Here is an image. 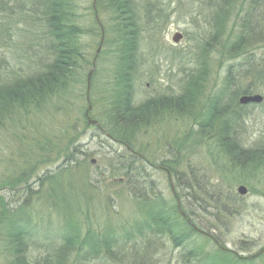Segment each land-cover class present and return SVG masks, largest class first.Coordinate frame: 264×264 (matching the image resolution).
Masks as SVG:
<instances>
[{"label": "rangeland", "instance_id": "374dc122", "mask_svg": "<svg viewBox=\"0 0 264 264\" xmlns=\"http://www.w3.org/2000/svg\"><path fill=\"white\" fill-rule=\"evenodd\" d=\"M135 4L141 37L133 103L193 97L183 111L161 112L163 120L133 138L143 160L135 169L140 172L135 173L137 191L180 207L216 241L199 232L177 247L170 235L146 234L127 242L132 248L136 244L135 252L125 243L119 245L121 258L99 255L82 261L80 254L75 264H238L236 252L251 255L264 247V101H239L244 94L264 96V0H135ZM92 5L93 0H79L84 26L92 20ZM97 18L102 27L107 15ZM16 19L0 8V84L29 76L44 57L41 45L28 50L27 24H16ZM177 33L181 37L175 41ZM242 36L248 42L246 54L234 57L232 45ZM83 39L90 44L93 70L89 98L88 84L82 90L79 119L49 107L4 118L0 126V206L12 209L27 203L38 230L30 245L33 256L60 241L65 221L77 220L82 234L88 228L100 232L111 222L124 240L123 224L142 217L124 169L131 157L123 144L102 134L106 131L100 123L115 58L109 49L102 53L103 46L97 54L100 38ZM258 72H263V79ZM194 80L199 85L192 92L187 86ZM87 114L97 124H90L84 118ZM225 136L241 146L242 156H230L223 147ZM79 142V153L67 163ZM240 186L246 187L245 194L239 192ZM8 210L5 220L12 216ZM246 261L264 264V253Z\"/></svg>", "mask_w": 264, "mask_h": 264}, {"label": "trees", "instance_id": "16d2710c", "mask_svg": "<svg viewBox=\"0 0 264 264\" xmlns=\"http://www.w3.org/2000/svg\"><path fill=\"white\" fill-rule=\"evenodd\" d=\"M10 1L12 5L8 7L6 2L0 0L2 12L9 11L10 17L17 16L16 24H27L31 39L28 50L34 48V45H41L44 57L40 58L37 64L39 69L33 70L29 76L0 84V126L8 117L35 114L49 107L61 109L66 116L74 115L78 120L76 112L79 110V102L85 98V92L82 94V90L87 88L88 74L93 68V59H90L88 52L90 44L85 43L83 38L89 35L101 40L104 30L102 53L104 49H109L115 60L113 80L110 82L106 97H103L107 108L103 113L104 122L100 123L107 133L102 134L109 140L123 144L131 157L123 167L130 178L129 187L131 189L134 187L133 193L139 203L142 217L123 224V230L127 233L124 240L118 238L116 235L118 227L114 228L111 222L106 223L100 232L94 230L91 232L88 228L82 234L81 228L76 224L77 220L73 223L65 221L64 229L60 232V241L52 242L46 252L33 256L30 245L38 230L33 214L27 212V203L19 204L12 209L6 206L3 209V206H0V263L75 264V259L80 254H83L82 261L99 255L117 259L121 258L117 249L119 245L125 243L127 248L135 252L136 244L132 248L127 246V242L136 241L138 237L142 238L146 234L157 237L170 235L169 237H174L177 247L182 246V241L186 238L198 234L193 227L195 223L192 220L193 224L190 223L180 213L178 206H170L156 194L144 196L137 191L140 186L137 184L136 174L140 172L135 169L143 160L138 156L142 152L136 149L133 138L142 129L163 120L161 112L168 111L171 114L183 111L184 105L193 97L186 95L178 99H151L138 105L133 103L135 88L133 76L138 71L140 54L138 48L141 37L135 0H96V3L93 0V5L90 6L92 20L85 26L84 15L78 11L79 0ZM100 13L107 15L102 27L97 18ZM247 43L246 38L242 36L232 45V55L235 57L246 54ZM257 75L263 79V72H258ZM227 78L231 81L232 76L228 75ZM195 80L187 86L192 92L199 85L195 84ZM227 125L225 121L223 126ZM79 134L80 132L74 134L70 143L76 141ZM222 143L230 156L237 158L242 156L243 151L238 150L228 137L225 136ZM81 147L82 144L77 143L65 161L69 163L73 155L79 153ZM129 147L133 150L131 151ZM32 191L30 188L29 192ZM6 208L12 211H10L12 216H9L8 220H5L6 216L3 214L7 211ZM201 234L209 237V233ZM83 247H86V250H83ZM246 262L239 260L238 264H247Z\"/></svg>", "mask_w": 264, "mask_h": 264}, {"label": "water", "instance_id": "95a60500", "mask_svg": "<svg viewBox=\"0 0 264 264\" xmlns=\"http://www.w3.org/2000/svg\"><path fill=\"white\" fill-rule=\"evenodd\" d=\"M95 3H96V0H95ZM181 37V34L180 33H177L175 36H174V40L175 41H178ZM103 41H104V36H102V40L100 42V45L98 47V50H97V54H99L100 50H101V47H102V44H103ZM93 70V69H92ZM92 72V71H91ZM91 72L89 74V77H88V98H89V89H90V76H91ZM240 103L241 104H248V103H261L264 101V96L260 93H252V94H244L240 97ZM91 108V105L89 104V108ZM87 118H88V121L90 124H97V121L95 119H92L90 118L89 114H87ZM239 192L241 194H245L247 192V189L245 186H240L239 187ZM180 204V203H179ZM180 208V207H179ZM180 212L183 214V211L180 209ZM185 215V214H183ZM262 252H264V247L262 248V250L258 251L257 253L255 254H251L247 257L245 256H241V258L245 259V258H255L256 256L260 255Z\"/></svg>", "mask_w": 264, "mask_h": 264}, {"label": "flooded vegetation", "instance_id": "af4514ba", "mask_svg": "<svg viewBox=\"0 0 264 264\" xmlns=\"http://www.w3.org/2000/svg\"><path fill=\"white\" fill-rule=\"evenodd\" d=\"M237 148H238V150H242V148H241V146H237ZM253 148H255V146L254 147H252L251 146V149H253ZM255 154V153H254ZM262 154H264V153H262ZM256 156V155H255ZM142 157V156H141ZM144 158V157H143ZM254 159H255V157H254ZM187 220H189L190 218L189 217H185ZM190 221H191V219H190ZM191 223L193 224V222L191 221ZM193 226H195L196 227V225L195 224H193ZM199 230V229H198ZM199 232H201L202 233V231H200L199 230ZM210 237H211V239L212 240H214V241H216L215 239V237H214V235L213 234H210ZM219 243V242H218ZM219 246H222L220 243H219ZM257 253V252H256ZM264 252H262L261 254H263ZM236 255H237V257H238V259H240V260H244V261H246L248 258H245V259H243V258H241V256L243 255V256H245V257H247V256H249V255H244V254H239V253H235ZM253 254H255V253H253ZM260 254V255H261ZM260 255H258V256H256L255 258H258ZM249 260V259H248Z\"/></svg>", "mask_w": 264, "mask_h": 264}]
</instances>
